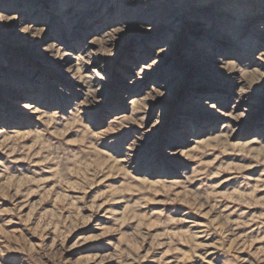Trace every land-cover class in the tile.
<instances>
[{"label":"rangeland","instance_id":"1","mask_svg":"<svg viewBox=\"0 0 264 264\" xmlns=\"http://www.w3.org/2000/svg\"><path fill=\"white\" fill-rule=\"evenodd\" d=\"M0 264H264V0H0Z\"/></svg>","mask_w":264,"mask_h":264}]
</instances>
